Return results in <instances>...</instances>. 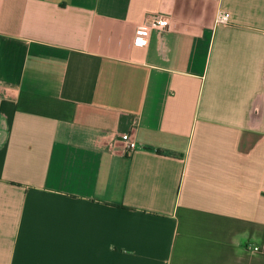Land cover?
Returning <instances> with one entry per match:
<instances>
[{
	"label": "crops",
	"instance_id": "obj_1",
	"mask_svg": "<svg viewBox=\"0 0 264 264\" xmlns=\"http://www.w3.org/2000/svg\"><path fill=\"white\" fill-rule=\"evenodd\" d=\"M0 264H264V0H0Z\"/></svg>",
	"mask_w": 264,
	"mask_h": 264
},
{
	"label": "built area",
	"instance_id": "obj_2",
	"mask_svg": "<svg viewBox=\"0 0 264 264\" xmlns=\"http://www.w3.org/2000/svg\"><path fill=\"white\" fill-rule=\"evenodd\" d=\"M230 16L228 11H219L217 14V21H226ZM168 25V20L162 15H155L151 18H145L137 23L134 33V43L137 45H144L147 42V33L151 28H163ZM120 138L124 146L128 150L137 147V141L130 134V132H122Z\"/></svg>",
	"mask_w": 264,
	"mask_h": 264
}]
</instances>
